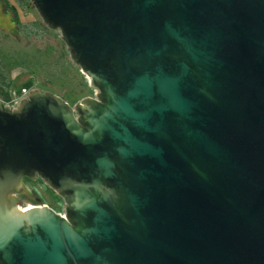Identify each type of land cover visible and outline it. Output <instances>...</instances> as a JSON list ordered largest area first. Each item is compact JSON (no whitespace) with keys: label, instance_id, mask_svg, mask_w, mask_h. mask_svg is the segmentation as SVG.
I'll return each mask as SVG.
<instances>
[{"label":"water","instance_id":"1","mask_svg":"<svg viewBox=\"0 0 264 264\" xmlns=\"http://www.w3.org/2000/svg\"><path fill=\"white\" fill-rule=\"evenodd\" d=\"M31 3L97 92L0 103V264H264V0Z\"/></svg>","mask_w":264,"mask_h":264},{"label":"rangeland","instance_id":"2","mask_svg":"<svg viewBox=\"0 0 264 264\" xmlns=\"http://www.w3.org/2000/svg\"><path fill=\"white\" fill-rule=\"evenodd\" d=\"M13 4V0H6ZM20 20H40L34 6L17 9ZM0 62L11 80L9 88H0V99L9 101L8 90L21 87L41 89L74 105L85 97H95L97 90L89 79L72 64L66 44L58 30L47 28L40 39L28 38L20 43L0 30ZM16 106V105H15ZM15 106L11 107L14 108ZM29 192L39 201L18 195L24 207L47 204L57 213H64V202L42 179L24 180Z\"/></svg>","mask_w":264,"mask_h":264},{"label":"trees","instance_id":"3","mask_svg":"<svg viewBox=\"0 0 264 264\" xmlns=\"http://www.w3.org/2000/svg\"><path fill=\"white\" fill-rule=\"evenodd\" d=\"M7 10H9L17 24V27L22 35L28 38L40 39L47 27L40 20H20L17 9L32 6L31 0H13V4L2 0ZM11 80L6 73L3 64L0 62V88H9Z\"/></svg>","mask_w":264,"mask_h":264},{"label":"built area","instance_id":"4","mask_svg":"<svg viewBox=\"0 0 264 264\" xmlns=\"http://www.w3.org/2000/svg\"><path fill=\"white\" fill-rule=\"evenodd\" d=\"M30 92L29 88L26 87H21L19 89L15 88H10L8 90V96H9V101L4 102L3 100L0 99V103L9 107H13L17 105L21 100L25 99ZM38 206H48L47 204H40ZM61 216L64 215V213H59Z\"/></svg>","mask_w":264,"mask_h":264},{"label":"bare ground","instance_id":"5","mask_svg":"<svg viewBox=\"0 0 264 264\" xmlns=\"http://www.w3.org/2000/svg\"><path fill=\"white\" fill-rule=\"evenodd\" d=\"M88 78V77H87ZM89 79V78H88ZM30 206H33V205H29V206H27V207H25V208H29Z\"/></svg>","mask_w":264,"mask_h":264},{"label":"flooded vegetation","instance_id":"6","mask_svg":"<svg viewBox=\"0 0 264 264\" xmlns=\"http://www.w3.org/2000/svg\"><path fill=\"white\" fill-rule=\"evenodd\" d=\"M25 179H26V178H25ZM25 179H24V180H25Z\"/></svg>","mask_w":264,"mask_h":264}]
</instances>
